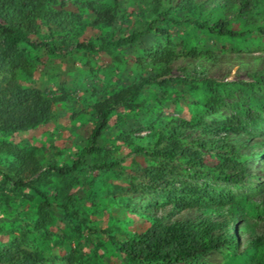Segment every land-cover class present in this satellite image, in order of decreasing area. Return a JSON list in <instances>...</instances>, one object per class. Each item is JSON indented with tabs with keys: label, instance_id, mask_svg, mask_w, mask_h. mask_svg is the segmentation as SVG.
Masks as SVG:
<instances>
[{
	"label": "trees",
	"instance_id": "16d2710c",
	"mask_svg": "<svg viewBox=\"0 0 264 264\" xmlns=\"http://www.w3.org/2000/svg\"><path fill=\"white\" fill-rule=\"evenodd\" d=\"M80 1L94 16V25L121 24L133 3H141L140 14L144 19L125 35L115 38L103 36L99 45L92 40L76 42L70 37L63 40V46L56 42L37 41L32 35L44 26L49 30L53 26L62 30L64 22L73 26L81 24L82 16L75 14L70 19L62 11L52 9L53 4L64 6L65 0H0V73L4 72L0 79V131L28 130L46 124L56 117V104L66 99L63 94L48 95L39 87L22 83L20 75L30 66L28 47H44L51 54L58 55L64 49L69 52L78 48L112 53L118 48L138 49L141 46L143 49L138 51L136 64L139 68L150 66L151 71L140 74L138 78L133 77V82L113 91L96 105L98 119L87 145L71 164L50 163L42 170L35 147L0 142V157L13 159L10 165L0 167L3 176L0 181L29 187L43 197L35 227L47 228L52 219L46 210L52 201L42 188L52 182L53 172L64 181L65 186L61 187L60 193L66 196L78 177L76 172L85 170L84 157L98 149L96 142L109 126L115 109L125 106L129 109L127 115L132 117L136 114L135 108L147 111L148 104L141 101V96L150 88H158L174 101L183 100L194 108L196 114L191 118L176 115L148 117L155 140L153 153H150L154 163L144 169L146 185L166 192L168 202L175 208L196 209L201 214L162 222L160 215L149 212L147 217L152 219V224L148 228L119 240L114 237L118 251L131 264H176L195 260L225 246H237L239 230L235 215L246 208L242 202L245 197L251 202L252 199L250 194L241 195L222 183L238 186L261 178L255 180V187L247 190L264 191V174L259 177L250 160L264 152V133L259 135L261 138L254 134L264 124V69L250 73L248 80L233 81L210 78L206 71L196 67L179 77L170 76V72L173 61L181 55L216 61L217 52L208 44L211 37L217 41L215 46L223 51L231 48L264 52V0ZM178 28L182 31L178 32ZM69 32L73 33L75 29ZM147 37L153 45L144 48L142 44ZM160 40L166 41V45H159ZM177 43L182 44L181 51L176 48ZM74 45L76 47L70 49ZM200 45L204 47L200 48ZM147 57H150L149 61ZM172 81L186 86V89L180 87L179 91L172 93L167 89ZM191 91H200L199 96H194ZM173 95H177L176 99ZM224 107L231 110L230 115L211 121L205 119L206 115L217 114ZM144 122L139 119L134 124ZM164 123L165 128H160ZM195 131L198 134L190 139L191 132ZM121 137L128 144L135 142L132 133ZM143 147L137 144L133 149L140 152ZM258 148L262 151H257ZM114 164L100 162L96 167L103 169ZM186 174L191 181L177 182L172 178ZM117 188L119 190L121 186ZM4 198L6 202L10 199L8 195ZM66 200L59 207L67 216H77L79 211H73L70 205L74 196L67 195ZM253 205L254 214L264 220V199ZM251 243H254L252 248L261 254L257 256V264H264V242H260L258 237ZM43 258L41 253L18 244L0 248V264H37Z\"/></svg>",
	"mask_w": 264,
	"mask_h": 264
},
{
	"label": "rangeland",
	"instance_id": "374dc122",
	"mask_svg": "<svg viewBox=\"0 0 264 264\" xmlns=\"http://www.w3.org/2000/svg\"><path fill=\"white\" fill-rule=\"evenodd\" d=\"M139 4L141 5L133 3L128 7L129 13L122 19L121 24L108 26L94 25V16L89 14L80 0H65L64 6L53 4L52 9L62 11L70 19L75 17V14L82 16L81 24L73 26L64 22L62 30L54 26L49 30L44 26L38 33L33 34L32 38L37 41L61 43L64 46L63 40L72 37L76 42L92 40L99 45L103 36L115 38L125 35L139 25L144 19L140 14ZM70 29H75V32H69ZM178 29V32L182 31L181 28ZM216 42L214 37L208 39V44L217 52L216 61L205 57L198 59L181 55L173 61L170 76H184L186 71L191 72L196 67L203 69L210 78L216 80H248L250 73L264 69V52L235 51L231 48L223 51L221 47L215 46ZM194 43H198V40H194ZM142 45L146 48L153 44L147 37ZM159 45H166V41L160 40ZM175 46L180 51L183 49L180 43ZM74 47L76 46H71L70 49ZM140 49L143 48H118L109 53L77 48L71 52L64 49L55 55L44 47H28L30 66L20 75L22 83L39 87L48 95L63 94L66 99L56 104L57 114L52 121L28 130L0 131V142L35 147L42 170L50 163L71 164L87 145L88 137L98 119L96 105L113 91L133 82V77L138 78L140 74L151 71L150 66L139 68V64H136ZM149 60L150 57H147V61ZM3 75L4 72L0 73V79ZM170 85L167 89L172 93L179 91L180 87L186 89V86H181L177 81H172ZM191 93L198 97L200 91ZM176 96L173 95V98L176 99ZM141 101L148 104L147 111L135 108L136 114L133 117L127 115L129 109L125 106L115 109L109 126L96 142L98 149L84 157L85 170L76 172L78 177L70 185L66 196L60 193L61 187L65 186L64 181L53 172L52 182L42 188L52 201V205L46 210L52 219L47 228L35 227L39 205L44 198L29 187L15 186L11 181H0V248L18 244L30 251L41 253L44 258L37 264H131L127 263L118 251L114 237L119 240L148 228L152 224V219L147 217L149 212L160 215L162 222L201 214L196 209L175 208L168 202L166 192L146 185L144 170L154 163L150 153H153L155 137L148 117L154 119L176 115L191 118L196 111L183 100L179 102L170 99L158 88L145 91ZM230 113L231 110L224 107L217 114L206 115L205 119L211 121L216 117L224 118ZM139 119L145 122L134 124V121ZM165 126L164 123L160 128ZM127 133L134 136V144H128L121 137ZM262 133L264 124L254 132L258 138H261L259 135ZM191 134L190 139L196 136L198 131ZM137 144L144 146V149L135 151L133 148ZM257 151L262 149L258 148ZM203 152L207 153L205 149ZM250 160L253 171L261 177L264 174V152ZM12 161V158L0 157V167L8 166ZM100 162L115 164L102 169L96 167V163ZM2 177L0 172V180ZM172 178L177 179V182L192 180L188 174ZM255 180L252 183L245 181L238 186L222 183L241 195L250 194L252 199V202L248 201L244 196L242 202L246 208L235 215L234 221L239 230L238 245L225 246L195 260L176 264H257V256L261 254L252 248L254 243H251V240L260 237V242H264V220L254 214L253 204L258 205L260 200L264 199V191L260 193L247 190L255 187ZM118 186H121L119 190ZM6 195L10 198L8 202L4 198ZM67 195L74 196L70 205L73 211H79L75 217L67 216L63 208L59 207L60 203L68 201Z\"/></svg>",
	"mask_w": 264,
	"mask_h": 264
}]
</instances>
